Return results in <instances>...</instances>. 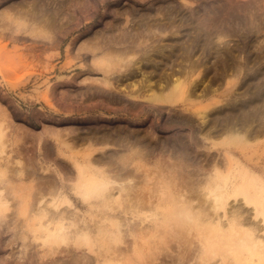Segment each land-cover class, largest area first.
Listing matches in <instances>:
<instances>
[{
	"label": "rangeland",
	"instance_id": "obj_1",
	"mask_svg": "<svg viewBox=\"0 0 264 264\" xmlns=\"http://www.w3.org/2000/svg\"><path fill=\"white\" fill-rule=\"evenodd\" d=\"M141 73L180 83L147 98ZM0 132V264H246L167 210L264 242V211L214 189L264 184V0H0Z\"/></svg>",
	"mask_w": 264,
	"mask_h": 264
},
{
	"label": "bare ground",
	"instance_id": "obj_2",
	"mask_svg": "<svg viewBox=\"0 0 264 264\" xmlns=\"http://www.w3.org/2000/svg\"><path fill=\"white\" fill-rule=\"evenodd\" d=\"M136 68L140 70L139 64H136ZM141 71V70H140ZM130 85L133 90H141L139 93H143L147 98L154 99H164L165 96L161 95V91L165 85H172V90L177 89L179 86V75H170L169 78L161 79L154 77L152 74L141 73L138 79H133L130 81ZM208 88V80L205 77L201 78L198 82L193 84V87L185 94L198 95L201 94ZM209 89H213V85ZM215 90V88H214ZM169 95H172L171 93ZM165 99H169V96ZM210 112L209 108L198 107L195 109V114L199 121L201 122L200 130H204L206 133H212L211 129L206 127L207 116ZM249 125L238 123L227 124L224 128L227 142H233L235 144L243 145L247 139L246 135L257 136L258 133L250 134ZM2 134L0 132V141ZM241 176V175H240ZM232 178H240L238 183H234ZM259 178V177H258ZM100 180L95 179L93 183V188L90 191L93 193L97 192L95 184ZM263 182V181H262ZM258 181L254 176L247 177L242 175L237 177L236 174L232 173L230 169L225 172L216 170L214 173V189H215V199L221 202V207L225 205V199L228 196H239L241 195L245 202L252 203L259 212L264 211V184ZM26 205V204H24ZM1 209V208H0ZM27 207L24 208V212ZM169 218L176 224L184 225L190 224L194 226L197 230L210 235L209 238L212 239L210 245L208 246L207 253L210 256L214 254L221 255L225 258H231V256L236 255L240 261L246 264H252V256H257V264H264V242L256 241L252 236V231L250 228L241 227L238 223L233 224L227 230L221 231L219 227H214L212 224H206L201 221V215L198 213H193L189 206H177L176 204H171L167 210ZM201 221V222H200ZM113 239H117L118 226L117 224H112ZM51 239L55 242L65 239L64 235H58L57 233H51ZM210 241V240H209Z\"/></svg>",
	"mask_w": 264,
	"mask_h": 264
}]
</instances>
